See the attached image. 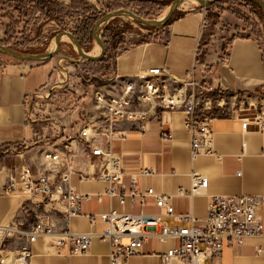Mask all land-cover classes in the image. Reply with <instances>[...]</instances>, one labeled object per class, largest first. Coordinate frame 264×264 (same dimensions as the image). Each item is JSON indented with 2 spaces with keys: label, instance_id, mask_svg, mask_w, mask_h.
I'll return each mask as SVG.
<instances>
[{
  "label": "crops",
  "instance_id": "0c3cea01",
  "mask_svg": "<svg viewBox=\"0 0 264 264\" xmlns=\"http://www.w3.org/2000/svg\"><path fill=\"white\" fill-rule=\"evenodd\" d=\"M207 13L206 8H192L166 28L159 41L125 49L115 59L112 90L105 87L99 90L112 96L121 95L127 82H139L136 75L143 69L165 67L182 78L195 68L198 78H209L229 89L226 106L224 110H216L211 126L214 148L222 160L213 156L193 158L192 138L182 111L151 108V118L143 130L132 122L122 121L111 134L94 94V99H77L72 111L56 112L50 119L30 122L28 101L54 88L51 83L59 64L55 60H8L0 66V227L16 224L29 229L37 223L40 214L48 213L57 232L70 228L74 233H101L105 225L100 221L92 225L89 215L108 213L112 208L133 214L164 213L153 200L145 207L130 200L123 206L108 197L100 200L109 184L81 180L78 173L72 176L71 186L77 192L89 194L90 199L83 202L82 214L69 220L50 212L37 198L23 193L3 194L21 168L46 170L44 154H63L69 146L77 151L75 170L88 173L97 158L92 155L89 143L85 144L88 152L77 147L80 130L85 125L107 130L106 136L98 138V144L122 159L127 192L131 190V175H135L140 192L153 188L155 193L171 198L175 216L163 217L166 224L187 227L190 225L187 220L176 218L187 215L204 221L212 197L248 195L259 202V216L264 226V128L252 125L244 129L250 115L264 113V46L253 35L232 36L250 31L233 14L230 15L232 23H228L227 11L218 14L215 22ZM62 87L55 86L53 91L63 93ZM144 108L150 109V106ZM165 132L172 137L165 138ZM146 170H151V174H145ZM194 172L208 178L207 190L193 197L180 196V190L190 188ZM51 243L52 239L41 238L31 246V264H111L110 244L100 238L93 239L90 253L84 256L58 255ZM178 244L151 239L140 255L122 264H164L158 255ZM205 264H264V229L261 236L245 239L242 244L227 245L219 256L208 259Z\"/></svg>",
  "mask_w": 264,
  "mask_h": 264
},
{
  "label": "built area",
  "instance_id": "2783aa9c",
  "mask_svg": "<svg viewBox=\"0 0 264 264\" xmlns=\"http://www.w3.org/2000/svg\"><path fill=\"white\" fill-rule=\"evenodd\" d=\"M136 79L139 82L130 80L126 83L121 95H107L103 91L95 93V101L104 111L111 134L116 132V125L122 121L132 122L143 130L151 118V108L182 111L186 115L185 127L192 138L193 158L213 156L222 160L214 148L211 126L217 116L216 110H224L226 106L229 92L226 86L206 77L198 78L195 68L182 78L165 67L143 69L136 75ZM39 97H42V93L30 100ZM144 106H150V109H145ZM28 117L30 122L36 121L32 112H29ZM252 125L258 129L264 128V113L256 114L253 120L246 119L244 129ZM106 135L107 130H96L90 125H85L80 130L77 147L88 152L85 144L89 143L92 155L97 158L88 173L75 170L77 151L69 146L63 154H44L48 164L46 170H35L29 166L21 168L3 194L23 193L37 198L50 212L62 214L69 220L80 216L83 202L90 199L89 194L77 192L71 186L72 176L78 173L81 180H100L109 184V188L100 195V200L108 197L117 200L121 206L130 200L141 207L153 200L164 213L133 214L112 208L108 213L89 215L92 225L98 221L105 225V230L101 233H74L70 228L57 232L48 213L40 214L37 223L29 229L16 224L1 226L0 264H31V246L41 238L52 239L51 246L58 255L84 256L90 253L96 237L109 242L111 264H122L140 255L145 243L151 239H157L161 243H179L158 255L164 264H205L208 259L219 256L227 245L242 244L245 239L262 235L264 226L259 216L260 204L256 197L248 195L212 197L208 204V217L204 221L187 215L176 216L178 220H187L190 223L187 227L166 224L163 217L175 216L171 198L155 193L153 188L140 192L135 175H131V190L127 192L123 183L125 170L122 159L98 144V138ZM164 137L169 139L172 136L165 132ZM151 172L144 171L148 175ZM208 186V178L194 172L190 188L180 190L179 195L193 197L206 191Z\"/></svg>",
  "mask_w": 264,
  "mask_h": 264
},
{
  "label": "rangeland",
  "instance_id": "374dc122",
  "mask_svg": "<svg viewBox=\"0 0 264 264\" xmlns=\"http://www.w3.org/2000/svg\"><path fill=\"white\" fill-rule=\"evenodd\" d=\"M13 4L0 0V44L16 46L21 44V52L24 53H44L52 51L55 47V37L62 31L75 33L77 27L81 25V17L77 16V11L73 13L65 10L62 24L58 21H48V17L43 15L37 8L35 0L22 2L23 0H10ZM64 8H71L73 5L82 4L87 9H97L104 15L119 9H127L134 13L152 20L162 19L169 10L174 0H55ZM25 8L28 11L26 16H20L9 7ZM192 8H202L197 2L189 1L186 6H182L174 15H181ZM228 12V23L235 16L244 26L250 30L244 35H253L259 39L264 46V24L252 9L244 6L236 0H226L216 9L207 13V17L216 21L218 14ZM233 12V13H232ZM68 13L73 16L67 17ZM73 17V18H72ZM226 27L229 26L225 24ZM232 28L235 25H231ZM96 27V26H95ZM102 36L107 46V55L99 62L82 61L77 50L69 38H64L62 52L52 60L59 64L55 77L52 80L54 88L48 92L46 89L42 97L30 100L28 104L29 112H32L35 120L50 119L56 112L65 113L73 110L77 104V99H94L95 90L109 88L112 90V80L114 63L116 57L126 48L139 45L153 40L156 35L154 30L141 25L133 19L119 17L112 20L103 27ZM95 29V28H94ZM92 32V43L83 47L90 54L101 53L100 45L94 39ZM239 35V34H238ZM233 34L232 36H238ZM106 38V40H105ZM8 47V46H7ZM19 47V48H20ZM20 51V50H18ZM8 60H13L9 56L0 54V66ZM55 86H63V93L53 91ZM61 90V89H58ZM66 90V91H65ZM53 91V92H52ZM104 92V91H103ZM60 93V94H59ZM107 95V92H104ZM33 102V103H32ZM32 103V104H31ZM254 119L255 115L249 116ZM1 161V154H0Z\"/></svg>",
  "mask_w": 264,
  "mask_h": 264
},
{
  "label": "water",
  "instance_id": "95a60500",
  "mask_svg": "<svg viewBox=\"0 0 264 264\" xmlns=\"http://www.w3.org/2000/svg\"><path fill=\"white\" fill-rule=\"evenodd\" d=\"M189 1L197 2L201 7L208 8L210 6L215 5L216 3L220 2L221 0H174L169 7L168 12L162 19L152 20L144 18L133 11L127 9H119L117 11H113L110 13L105 14L96 24L94 29V39L101 47V53L98 55H91L90 53L86 52L82 47L80 41L76 37V35L71 31H62L58 33L55 37V44L56 47L52 51H47L44 53H24L18 51L16 49L7 47L5 45L0 44V54L9 56L10 58L18 61H27V62H47L55 57H57L62 52V44L64 38H69L72 42L73 46L77 50L78 54L80 55L82 61L85 62H99L105 58L107 55V46L102 36L103 27L109 24L112 20L119 18V17H127L133 19L137 23L147 26L149 28L160 29L165 27L174 17L176 12L180 10V8ZM257 5H259L262 9L264 15V1L263 0H249ZM102 30V31H101Z\"/></svg>",
  "mask_w": 264,
  "mask_h": 264
},
{
  "label": "trees",
  "instance_id": "16d2710c",
  "mask_svg": "<svg viewBox=\"0 0 264 264\" xmlns=\"http://www.w3.org/2000/svg\"><path fill=\"white\" fill-rule=\"evenodd\" d=\"M28 1L29 0H23L20 3L28 2ZM224 1H226V0H221L220 2L216 3L215 5L206 8L207 12L209 13L210 11L216 9L222 3H224ZM236 1L240 2L241 4H244V6L250 8V9H252L254 14L256 16H258L259 19L261 20V22L264 24V15H263L262 9L259 5H257L256 3L252 2V1H249V0H236ZM6 3L13 4L12 1H10V0H6ZM35 4H36V8L43 15L48 17L47 18L48 21L49 20L50 21H58L60 24H62V21L64 19L65 10H67L71 13H73L72 11H77V13H78L77 16L81 17L82 21H81V25L79 27H77L74 34L76 35V37L80 41L82 47H86L87 45L92 43V32H93L96 24L98 23V21L104 16V14L99 12L97 9H91L90 10V9H87L86 7H84L82 4L73 5L71 8H64L63 5H60L55 0H35ZM9 9H11V10L14 9V12L19 13V15L23 16V17L26 16V14L28 13V11L24 10L25 8H21L20 6H17L15 8L9 7ZM233 14L235 15V13H233ZM67 15H68L67 17L73 16L70 13H68ZM185 15H186V13H183L181 15H177V16L173 17L172 20L163 28H160V29L151 28L152 30H154V34L156 35V37L153 40H150V41L145 42V43H150L153 41H159L163 35V32L166 30V28H169L174 21L181 19ZM148 29H150V28H148ZM237 37H245V35L239 33V35ZM105 40H106V38H105ZM7 46L10 48L22 51V49L20 47L21 44H18L14 47H13V45L12 46L7 45ZM124 51L125 50H123L121 53H123Z\"/></svg>",
  "mask_w": 264,
  "mask_h": 264
},
{
  "label": "bare ground",
  "instance_id": "6f19581e",
  "mask_svg": "<svg viewBox=\"0 0 264 264\" xmlns=\"http://www.w3.org/2000/svg\"><path fill=\"white\" fill-rule=\"evenodd\" d=\"M191 2H195V1H191ZM186 4H188V2H186L185 4H183V7L186 6ZM91 55H98V54H91Z\"/></svg>",
  "mask_w": 264,
  "mask_h": 264
}]
</instances>
